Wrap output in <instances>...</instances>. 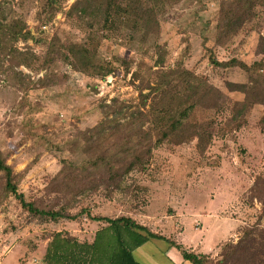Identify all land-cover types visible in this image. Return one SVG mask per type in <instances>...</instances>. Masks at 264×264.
Segmentation results:
<instances>
[{
	"label": "rangeland",
	"instance_id": "obj_1",
	"mask_svg": "<svg viewBox=\"0 0 264 264\" xmlns=\"http://www.w3.org/2000/svg\"><path fill=\"white\" fill-rule=\"evenodd\" d=\"M107 1L0 0V150L26 200L76 214H29L1 196L0 172V255L22 245L35 251L25 264H35L56 231L91 242L107 223L89 213L128 216L187 250L206 239L217 248L211 264H264V104H243L245 69L210 61L264 63V0H132L139 8L131 12V0H109L117 7L106 21ZM82 47L94 64L86 71L72 64ZM157 86L175 95V115L191 106L184 121L201 135H172L150 153L130 143L122 189L101 185L73 197L56 174L63 160L86 165L94 150L81 133L105 113L123 122L131 110L146 111L152 99L142 108L139 93H155L156 104ZM141 123L155 141L158 131Z\"/></svg>",
	"mask_w": 264,
	"mask_h": 264
},
{
	"label": "trees",
	"instance_id": "obj_2",
	"mask_svg": "<svg viewBox=\"0 0 264 264\" xmlns=\"http://www.w3.org/2000/svg\"><path fill=\"white\" fill-rule=\"evenodd\" d=\"M131 4H126L127 12L136 11L139 8L132 0ZM116 7L114 1L108 0L106 2L104 7L106 21L116 12ZM226 18L229 19L231 25L232 15L227 13ZM72 57L74 59V61L71 60L72 64L84 71L94 68L92 58L85 47L75 50ZM210 61L215 65L237 64L245 69L252 84L249 82V85H240V90L245 93L243 104L248 106L253 103L264 104V78L259 80L254 77L257 74L256 71L263 68L264 63L262 61H254L251 64L236 59L218 62L213 57L210 58ZM166 86H170V84L167 83ZM159 89L160 87L157 86L156 90ZM153 90L155 92V87ZM149 94L139 93L142 108L147 106L146 102L149 99H152V103H149L146 111L140 108L131 110V119L128 118L123 122L120 121L119 117H108V114L105 113L104 118L96 125L81 133L86 145L94 150L89 154L86 165L80 167L63 160V166L56 174L57 177L62 178L63 186L68 193L74 191L73 197L95 191L101 185H112L116 189H122L123 175L132 168L123 164L125 157L131 152V149L127 148L130 143H133L131 146L144 148V152L150 153L155 145L172 135L180 138V142L189 138V135H182L183 137H181L180 134L190 132L194 136L201 135L197 128H188L184 121L191 106L177 109L176 115L173 113L169 99L175 95L170 91V88L160 89V97L156 104L154 101L155 93L151 98ZM159 101L162 102L161 107L156 109L155 106ZM134 118H138L140 123ZM146 121H150L154 126V130L158 131L155 141H152L149 130H143L141 127V122ZM261 121L264 123V117ZM261 128L264 130V127ZM133 136L137 139L132 140ZM112 137L116 139L114 142L111 140ZM0 172L4 179L3 194L1 196L6 198L8 195H12L21 208L29 214L40 218V220L50 221H57L61 218L74 220L76 218V214L70 213L64 207L44 208L34 201L26 200L24 194L18 191L16 174L10 165L5 162L1 150ZM3 201L0 197V206H3ZM87 217L91 220L104 221L107 225L96 231L91 242H81L66 231L53 232L42 254V262L45 264H140L132 255L133 249L148 239L155 238L164 239L168 242V247H176L180 250L184 261L191 264H211V255L187 250L174 240L152 232L146 226L136 223L128 216L112 218L109 216H91L87 213ZM251 229L252 227L242 229L243 240H251ZM241 240L242 238H239L238 242Z\"/></svg>",
	"mask_w": 264,
	"mask_h": 264
},
{
	"label": "crops",
	"instance_id": "obj_3",
	"mask_svg": "<svg viewBox=\"0 0 264 264\" xmlns=\"http://www.w3.org/2000/svg\"><path fill=\"white\" fill-rule=\"evenodd\" d=\"M206 239H204V243L199 244L198 248H193L190 250H193L195 252H200V253H214L217 248L215 245L207 248V243L205 242ZM18 248V255L19 257L11 256L14 253V250ZM177 248L175 247H168V244L163 241L162 239H155V238H150L144 243H142L140 246L136 247L132 251V255L135 258L136 261H138L140 264H191L188 261H184L180 251L176 250ZM21 250L24 251L23 255H21ZM30 253H35V251L29 252L20 245L19 247H16L15 244H11L7 246V249L5 252H3L0 255V264H25L26 262V257ZM42 253L39 254L38 259H40L38 262H35L36 258L33 257L32 261L35 264H45L42 262L41 257ZM25 257V258H24ZM40 262V263H39Z\"/></svg>",
	"mask_w": 264,
	"mask_h": 264
}]
</instances>
